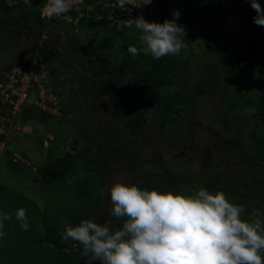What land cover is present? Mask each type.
I'll list each match as a JSON object with an SVG mask.
<instances>
[{
	"label": "rangeland",
	"instance_id": "374dc122",
	"mask_svg": "<svg viewBox=\"0 0 264 264\" xmlns=\"http://www.w3.org/2000/svg\"><path fill=\"white\" fill-rule=\"evenodd\" d=\"M75 1L73 8L78 12V16L84 8L91 10L95 4L100 3L104 9L136 11L139 13L138 16H143L145 20L148 17L146 7L153 4V1L146 4L147 0H132V4L135 6L127 5L125 8H121L117 0H102L93 5H86L87 0ZM187 1L160 0L157 5L169 6V11L173 15L179 13L176 22L185 27V39L191 40L197 24L196 21H190L184 15V6ZM154 4L156 5V3ZM111 13H108L109 18ZM225 19L229 28L234 27L237 23L232 15L226 16ZM64 20L70 21L69 17L65 16L61 20L59 19V21ZM132 22H126L125 26ZM117 24L122 36L116 38L112 49L105 51L106 56L117 50L123 51V46L131 45L129 43L130 35L126 34L124 30L125 26L123 27L120 22ZM51 25L39 27L22 10L12 13L10 16L0 13V26H4L0 27V77L4 78L3 83L0 81V185L6 186L8 193L10 192L5 198L1 196L0 203L1 201L5 203V210L1 205L0 209L4 210V213L12 211L11 214H14L11 221L17 227L13 232H10L13 239L22 237L21 233L24 231L15 218L17 209L24 208L27 211L29 229L33 225L35 215L31 209H28L30 201L28 203L27 198L35 200L42 208L44 207L46 193L43 192L41 196L39 186L32 182L33 177L37 175L35 168L41 166L45 161L48 146L55 155L64 156L70 139L78 141L79 138H82L81 136H87L85 145H79V151L73 157L75 159L71 171L62 183L71 188H76L78 185L79 187L89 185L92 193H97L101 177V180H104V185L100 191L99 211L103 218L106 213L110 212V189L116 183L154 181L161 185L164 192L171 191L183 195H195L199 189H205L207 184L212 188L211 191L208 190L209 192L213 194L218 191L223 192L234 204L242 200V195L248 192L264 199V166H249L250 160L247 155L241 154L244 153L245 145L248 142H253L251 136L256 135L259 131L254 126L256 123L253 124L252 112L243 110L242 102L239 99H235L236 103L234 104L232 103L234 100L231 102L230 97L223 94L215 104L213 100L207 99L208 97L202 89V92H195L200 97L198 100L181 108V115L188 118L183 125L184 132L187 133L188 130L190 133L194 126L195 133L191 131L189 136L182 134L184 137L173 138L172 141L167 138V131H161L159 128L158 119L154 118L148 121L136 144H127L125 137L123 139L122 133L108 115L112 101L118 96L129 94L127 87L121 81L108 82V79L105 78L93 88L94 97L88 96L89 91L87 93L81 91L85 88L81 80L85 79L89 82L92 74L91 68L99 56H96L95 52H86L88 39L80 37L77 20L73 21V30L60 22L58 25H52L54 28H51ZM197 39L199 40L198 37ZM58 51L63 54V56L60 55L62 56L60 59L65 63L64 66L50 55V52L58 54ZM82 54L84 56H81ZM22 55H32L34 59L26 71L18 68L11 69L7 73L2 71L3 66L11 61L19 60ZM133 57L138 60V57ZM38 58L42 60L40 71L36 70ZM188 60L190 61V59ZM191 65V80L194 82V86L198 87L199 84L195 81V68ZM75 68L82 71L80 74L82 77L72 86L70 81L77 78L76 72L73 73ZM100 83L105 87L101 88ZM54 85L66 92L69 90V93H73L76 88L80 93L78 94L80 104L73 93L70 103L68 102L69 105L65 107L66 121L61 119L60 104L57 103L58 97L52 92ZM207 85L206 83L204 87ZM254 85L252 84L249 88H253ZM72 88L73 91H71ZM26 90L30 95L28 97L29 107L33 106L36 110L38 109L36 112L39 115L42 112L52 115L51 118L46 119L45 124L42 123L43 118H40L39 115L26 122L20 121L17 111L21 107L19 108L15 101L13 103L11 97L15 96L18 100L17 96H19L20 100H23ZM100 91L102 92L99 93ZM232 95H235L234 92ZM67 97L70 96L65 95L66 99ZM20 100L19 102H21ZM12 103L13 107L9 109ZM212 103L216 105L217 110L212 107ZM222 113L227 117L223 123L222 121L218 122V117ZM194 116L197 117L196 121ZM220 119L222 120V117ZM195 122H197V126H195ZM221 124H224V127ZM104 132L109 147L101 148L102 146L99 145L100 135ZM190 138L192 139L190 140ZM86 145H90V147L88 148ZM127 152L130 153L127 154ZM69 153L74 155L76 150L70 149ZM80 157H85L86 160ZM231 157L237 159H233L232 162L225 161V158ZM12 161L19 163L14 169L11 167ZM117 163L118 166L128 164L131 172L127 171V175L124 166H121V173L117 172L114 166ZM91 166L95 167V171L90 170ZM32 167H34L32 177L18 173V170ZM164 169H170V172L173 171L174 174L166 173L163 171ZM180 175L183 176L180 177ZM69 180L72 182L69 183ZM193 181L195 184L192 185ZM187 191L195 193L190 194ZM67 192L71 193L70 190ZM65 195L60 200H57V197H52L51 202H46L47 208L49 207L50 209H48L53 214L60 215V217H65L70 211L63 210L59 213L55 209L57 205H67L68 209H72L74 213L79 211L77 201L71 202L70 198ZM259 198L244 203L246 211L242 214V218L248 219L251 213L256 210L264 212V202ZM64 202L67 203L62 204ZM15 222L18 223L15 224ZM60 224L64 225L63 222ZM18 227L22 231H19ZM10 233L5 231V236H10ZM16 244L17 241L11 243L12 246Z\"/></svg>",
	"mask_w": 264,
	"mask_h": 264
},
{
	"label": "trees",
	"instance_id": "16d2710c",
	"mask_svg": "<svg viewBox=\"0 0 264 264\" xmlns=\"http://www.w3.org/2000/svg\"><path fill=\"white\" fill-rule=\"evenodd\" d=\"M101 1L87 0L85 4L93 5ZM152 1L153 4L146 7L148 15L146 21L163 23L166 19L172 20L174 18L173 13L169 11V6L157 5L160 0ZM45 2L46 0H28L27 4L18 2L15 5H8L0 0V13L12 14L22 10L39 27L47 24L55 26L60 22V24H66L70 30L74 28L72 21L77 20L80 37L88 39L86 52H95L96 56H99L95 65L91 68L92 74L89 82L85 79L81 80L85 86L84 90L82 89L81 91L86 93L89 91L87 93L89 94L88 96L94 97L93 88L100 81H104L105 78L108 79V82H123L129 94L116 97L109 106L108 115L122 133L123 139L125 137L127 144H136L148 121L154 118L158 119L159 128L161 131H167L168 135L164 133L172 141L180 136L184 137L183 135H191V131L195 133L193 131L194 126L190 133L188 130L187 133L184 132L183 125L188 118L181 115V108L183 106L187 107L195 100H198L200 97L195 92L198 93L203 89L206 97H208L207 99L213 100L215 104L225 94L230 97L229 100L231 102L239 99L242 102V109L252 112L253 124L256 123L254 126L257 127L259 132L251 136L253 142H248L243 150L244 153L241 154L247 155L250 160L249 166H264V26H258L253 23V18L257 14L251 8V0H188L184 6V15L190 21H196L197 28L193 33V38L185 41L186 47L182 49L180 55H169L155 59L150 54L144 55L141 51L139 55L135 56L138 57V60H135L130 53V55L128 54L127 46H123V51L117 50L111 55H105L106 50L112 49V44L116 38L122 36V32H119L117 28V22L122 23L121 25L124 27L126 22H132L139 15L138 12H129L127 9H104L103 5L99 3L95 4L91 10L84 8L79 16L76 12H68L72 19L70 22L59 21L60 18L58 17L47 21L40 16V9ZM258 2L264 8V0H258ZM110 9L115 10L111 11ZM110 12L112 13L109 18L108 13ZM228 15H232L237 22L232 28H229L226 24L225 17ZM52 25L51 28L53 27ZM124 30L126 34L130 35L129 43L132 46L141 48L142 46L138 39L141 33L135 28L134 22L125 26ZM50 55L56 58L57 61L59 60L60 64L64 66L63 64L65 63L60 59L63 56L61 52L58 54L50 52ZM81 56L84 55L82 54ZM33 60L32 55H22L19 60L9 62L1 69L4 73L14 68L26 71ZM40 65H42V60L38 58L36 70L40 71ZM190 65L195 68V81L199 84L198 87L194 86V82L191 80ZM81 72L76 68L74 69L73 73L77 76V81H80L79 79L82 77H80ZM2 80L4 78L0 77L1 82ZM206 83L208 84L207 88L204 87ZM252 84H255L254 87L249 88ZM100 86L101 88L105 87L102 83H100ZM56 87L54 85L52 92L58 97L57 103L60 104L61 119L66 121L65 107L69 105L68 102L70 103L73 93L80 104L78 96L80 93H78L79 91L76 88L73 93H69V90L66 92ZM232 92L235 95H232ZM65 95L70 97L66 99ZM234 101L232 103L235 104L236 101ZM215 104L212 103V107L217 110ZM230 105L232 106L231 103ZM12 107L13 105L11 104L9 109ZM36 111L38 109L36 110L35 107L23 104L18 111L20 121L26 122L36 115L38 116L39 113ZM39 116L43 118V124H45L46 119L52 117L48 112H42ZM221 117H223L222 120L220 119ZM194 118L196 121L197 117L194 116ZM225 118L226 116L223 113L220 114L218 122L222 121L223 123ZM221 125L224 127V124ZM195 126H197V122H195ZM81 137L79 138L81 141H77V150L74 155L70 153L64 156L55 155L48 146L45 161L41 166L35 168L37 175L33 177L32 182L39 186V194L41 196L43 192L46 193V197L43 196L45 197L44 207L42 208L35 200L27 198V202L30 201V203L28 202V209L32 210L35 219L31 228L27 230L28 233H25L24 230L21 233L23 234L22 237H18V239H13L10 233L13 232L17 225H14L11 220L5 222L4 232L8 231L10 236L6 235L0 239V264H86L87 257L82 255V245L75 241L61 239L60 233L64 230V225L60 223L67 221L72 226H76L81 220L90 219L102 225L106 224L111 231L122 227L124 218L116 219L110 215V212L106 213L104 218L100 215V191H102L104 185V180H101V177L97 193H92L89 185L81 187L78 185L76 188H71L62 183L71 171L72 163L75 159L73 157L78 153L79 145H85L87 136ZM107 140L105 132L104 134L102 133L99 142V145L102 146L101 148L109 147ZM86 146L90 147V145ZM241 154L240 156H242ZM80 158L84 159L85 157ZM233 159L236 160L237 158H225V161L232 162ZM17 164L19 163L12 161V169ZM114 166L117 172L121 173V166L126 167L124 171L127 175V171L131 172L128 164L118 166L117 163ZM33 169L34 167L23 168L18 170V173L32 177ZM90 170L95 171V167L91 166ZM163 171L174 174L173 171L170 172V169H164ZM182 176L180 175V177ZM131 184H135L142 190L155 189L164 192L161 185L154 181L135 182L129 185ZM191 184H195V181ZM204 188L207 191L212 190L207 184ZM67 190H70L71 193L68 194ZM187 192L190 193L189 191ZM9 193L6 186L0 185V198L1 196L5 198ZM192 193L195 192L190 194ZM63 195L70 198L71 202L73 200L77 201L78 212L74 213L72 209H68L69 206L67 205H57L55 209L59 213L63 212V210L70 211L65 217H60V215L53 214L49 207V209L47 208V201L51 202L52 197H57L56 199L60 200ZM257 198L259 197L251 192L244 193L242 200L236 204L244 205L246 201ZM259 199L264 202L263 198L260 197ZM4 204L1 201L0 205L5 210ZM4 210L0 209V213H4ZM9 212L7 214L13 217L12 211ZM62 218L65 219L63 220ZM17 223L15 222V224ZM18 230L22 231L19 227ZM16 241L17 244L12 246L11 243ZM262 256H264V253H262ZM94 264H100V262L96 261Z\"/></svg>",
	"mask_w": 264,
	"mask_h": 264
},
{
	"label": "clouds",
	"instance_id": "9594fccd",
	"mask_svg": "<svg viewBox=\"0 0 264 264\" xmlns=\"http://www.w3.org/2000/svg\"><path fill=\"white\" fill-rule=\"evenodd\" d=\"M2 1L8 5L28 3V0ZM117 1L121 8L133 5L132 0ZM74 3L75 0H47L45 7L53 17H42L43 7L40 16L47 21L65 16L71 21L68 12H76L72 9ZM251 8L257 14L253 23L264 26V8L258 0H251ZM178 16L175 13L172 20L163 23L136 17L133 22L141 33L138 39L142 47L130 45L128 52L137 56L142 51L155 59L180 55L186 47V29L176 22ZM70 82L74 86L78 81ZM29 96L26 90L25 99L17 96L16 100L12 96L11 100L20 108L28 104ZM69 143L68 153L70 149L77 150V139H70ZM110 204V215L124 218L122 227L115 231L90 219H83L76 226L64 222L61 239L81 244L86 264L96 261L100 264H264V212L253 211L244 219L245 206L230 202L223 192L213 194L201 188L195 195H183L116 183L110 189ZM15 218L23 230H29L24 208L17 209ZM11 219L10 214L0 213V239L5 236V222Z\"/></svg>",
	"mask_w": 264,
	"mask_h": 264
},
{
	"label": "built area",
	"instance_id": "2783aa9c",
	"mask_svg": "<svg viewBox=\"0 0 264 264\" xmlns=\"http://www.w3.org/2000/svg\"><path fill=\"white\" fill-rule=\"evenodd\" d=\"M7 1H12V0H7ZM46 3H47V0H46V2H45V4H44L43 8L41 9V16L49 19V18H51V17H53V16H50V15L48 14L47 9H46V7H45ZM75 3H76V1H75ZM75 3H74V4H75ZM72 9H74V8H72Z\"/></svg>",
	"mask_w": 264,
	"mask_h": 264
},
{
	"label": "water",
	"instance_id": "95a60500",
	"mask_svg": "<svg viewBox=\"0 0 264 264\" xmlns=\"http://www.w3.org/2000/svg\"><path fill=\"white\" fill-rule=\"evenodd\" d=\"M72 143H73V148L76 147V141L73 140ZM70 145H71V144L69 143L68 146H70Z\"/></svg>",
	"mask_w": 264,
	"mask_h": 264
},
{
	"label": "flooded vegetation",
	"instance_id": "af4514ba",
	"mask_svg": "<svg viewBox=\"0 0 264 264\" xmlns=\"http://www.w3.org/2000/svg\"><path fill=\"white\" fill-rule=\"evenodd\" d=\"M3 14L6 15V16H10V14H5V13H3ZM0 27H2V26H0ZM3 27H4V26H3ZM3 27H2V28H3ZM12 27H13V26H12Z\"/></svg>",
	"mask_w": 264,
	"mask_h": 264
}]
</instances>
